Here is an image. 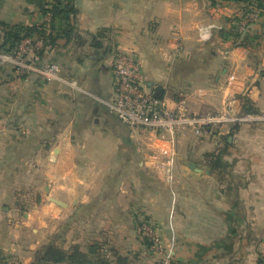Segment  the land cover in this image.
I'll return each instance as SVG.
<instances>
[{"label": "crops", "instance_id": "obj_1", "mask_svg": "<svg viewBox=\"0 0 264 264\" xmlns=\"http://www.w3.org/2000/svg\"><path fill=\"white\" fill-rule=\"evenodd\" d=\"M44 1L0 0V45L4 25L44 20ZM257 2L74 0L72 39L45 48L37 64L57 62L80 88L0 61L1 261L30 264L53 243L158 264L140 229L148 219L173 260L264 264V121L182 129L169 185L147 166L159 140L132 134L108 105L113 60L124 51L138 56L147 91L169 107L183 102L195 116L264 113ZM245 9L259 16L239 31Z\"/></svg>", "mask_w": 264, "mask_h": 264}, {"label": "built area", "instance_id": "obj_2", "mask_svg": "<svg viewBox=\"0 0 264 264\" xmlns=\"http://www.w3.org/2000/svg\"><path fill=\"white\" fill-rule=\"evenodd\" d=\"M258 16V11H250L247 16L239 20L238 30H245L247 25ZM41 47L40 39L25 38L13 52H0V61L10 63L20 72H37L46 80H61L75 88H80L73 81L61 76V68L57 62L50 61L40 66L37 64L36 52ZM29 50L33 52V59L30 61L26 59ZM112 73L116 77V82L114 97L108 104L110 110L132 134L136 135L139 130H145L159 140V144L149 151L147 166L155 173H162L169 185L175 181L178 135L182 129L190 127L195 134H201L209 133L222 124L264 121L263 112H248L241 115L219 112L195 116L189 112L183 102L175 107L167 106L164 101L147 91L141 62L133 52H117L112 64ZM230 82L231 79L227 80L228 84ZM140 229L150 243L152 251L160 255L158 264H185L174 262L169 253L164 251L160 237L151 222L142 221ZM102 251L108 256L106 250ZM259 251L264 255V241L260 244Z\"/></svg>", "mask_w": 264, "mask_h": 264}, {"label": "trees", "instance_id": "obj_3", "mask_svg": "<svg viewBox=\"0 0 264 264\" xmlns=\"http://www.w3.org/2000/svg\"><path fill=\"white\" fill-rule=\"evenodd\" d=\"M259 1V0H258ZM255 2L258 4L257 0ZM257 8H261L258 6ZM40 11L45 19L41 22L26 26L4 25L3 43L0 45V52L11 53L25 38L40 39L42 47L36 52L40 59L43 51L47 47H53L57 40L65 38L70 41L73 37V26L76 14L74 0H46L40 6ZM243 17L250 13L245 9ZM254 20H252L253 22ZM142 221H149L143 219ZM141 221V222H142ZM152 223V222H151ZM141 226V225H140ZM264 257V255L262 254ZM174 262H179L173 260ZM173 262V263H174ZM0 264H19L11 261H1ZM30 264H130L127 257L117 256L115 259L110 258V254L86 251L82 252L78 246L71 250H65L53 243L45 245L35 253ZM187 264V263H185Z\"/></svg>", "mask_w": 264, "mask_h": 264}, {"label": "water", "instance_id": "obj_4", "mask_svg": "<svg viewBox=\"0 0 264 264\" xmlns=\"http://www.w3.org/2000/svg\"><path fill=\"white\" fill-rule=\"evenodd\" d=\"M54 202H56L57 204H61L58 200H56V199H52ZM91 251H94V249L93 248H91L90 249Z\"/></svg>", "mask_w": 264, "mask_h": 264}]
</instances>
